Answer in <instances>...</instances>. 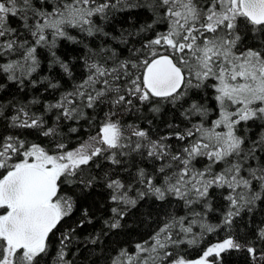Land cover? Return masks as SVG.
<instances>
[{
    "label": "snow or ice",
    "instance_id": "snow-or-ice-1",
    "mask_svg": "<svg viewBox=\"0 0 264 264\" xmlns=\"http://www.w3.org/2000/svg\"><path fill=\"white\" fill-rule=\"evenodd\" d=\"M0 264H264V0H0Z\"/></svg>",
    "mask_w": 264,
    "mask_h": 264
}]
</instances>
